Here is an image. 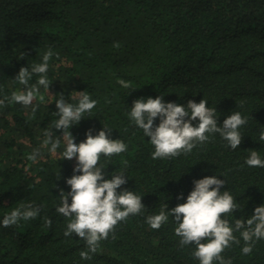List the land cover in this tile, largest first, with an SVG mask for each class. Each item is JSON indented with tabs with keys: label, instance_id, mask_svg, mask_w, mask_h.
Wrapping results in <instances>:
<instances>
[{
	"label": "trees",
	"instance_id": "1",
	"mask_svg": "<svg viewBox=\"0 0 264 264\" xmlns=\"http://www.w3.org/2000/svg\"><path fill=\"white\" fill-rule=\"evenodd\" d=\"M49 48L50 95L40 86L44 102L33 101L37 111L7 100L0 106V222L22 204L41 207L35 219L8 228L0 223V264H199L195 245L180 246L171 217L153 230L146 216L162 204L170 210L184 203L193 181L211 175L224 179L221 190L241 209L226 217L230 222L264 203V168L245 164L250 150L264 159V0H0V99L23 90L14 80L20 67L31 70ZM80 91L97 104L70 127L74 142L89 129L93 135L103 125L112 129L110 138L123 140L127 151L101 157L105 178L123 171L128 180L117 191L142 195L146 208L119 222L89 260L79 255L86 243L64 236L69 220L56 212L60 190L70 191L65 181L75 158L62 159L63 141L55 153L43 145L44 130L58 119L51 95L76 104ZM158 95L182 105L203 98L216 109L218 125L240 112L247 118L241 144L233 150L211 134L187 155L152 159L154 147L129 114L134 100ZM35 148L42 154L33 162L27 156ZM243 246L241 239L222 255L231 264H264V240L250 255Z\"/></svg>",
	"mask_w": 264,
	"mask_h": 264
},
{
	"label": "clouds",
	"instance_id": "2",
	"mask_svg": "<svg viewBox=\"0 0 264 264\" xmlns=\"http://www.w3.org/2000/svg\"><path fill=\"white\" fill-rule=\"evenodd\" d=\"M52 56L53 52L49 48L43 54L42 62L33 64L31 70L27 66L20 67L14 80L24 86L23 90L13 91L10 97L0 99V106L7 100L8 103L14 102L26 109L31 108L34 114L37 106L33 101L39 97L40 102H44L40 86L49 94L51 82L47 73ZM22 58L24 53L20 59ZM33 75H38L39 78L34 84H30ZM118 83L125 89H131L130 82L119 79ZM75 93L78 97L76 104L66 102L62 94H59V98L51 95L57 109L53 114L58 119L50 128L44 130L43 145H50L49 151L55 153L63 141L62 159L75 158L74 174L65 181L70 186V191L65 193L60 190V205L56 212L69 220L64 236L75 234L86 243V250L81 251L79 255L82 259L89 260L92 258L91 254L97 252L100 242L107 240L110 233H114L119 222L125 221L130 215H143L146 208L142 203V195L129 190L117 191L128 180L123 171L109 174L110 178H105V167L100 163L101 157L108 158L127 151L123 140L110 138L112 129L103 125V130L95 135L89 129L85 133L84 141L78 144L74 142V137L69 132L70 127L78 124L85 113L91 114L97 104L86 91ZM130 109V119L154 147V160L187 155L198 144L208 142L211 134H219L227 142V146L235 150L243 138L240 129L247 123V118L235 111L218 125L216 109L209 107L208 101L203 98L199 103L188 100L183 105L175 102L165 103L162 95L155 98H138L133 101ZM157 118L159 123L154 124ZM193 121L198 123L194 126ZM52 129L61 130L62 136L54 135ZM259 139L264 141V131L259 134ZM41 154V149L35 148L27 159L36 162ZM245 164L249 167L264 168V159L258 151L250 150ZM59 178L60 173L57 179ZM193 184V190L187 195L184 203L177 204L170 210H167V203L162 204L158 214L147 215L145 222L151 229L158 230L171 217L176 225L174 232L180 238V246L195 245L192 255L199 264H231L230 260H225L222 253L232 244H240L241 239L244 242L242 254L250 255L256 241L264 240V203L255 207L253 214L247 219L241 217L230 222L226 217L241 209L230 191L221 190L225 186L224 179L211 175L195 180ZM40 211L41 207L31 202L25 203L5 215L0 223L8 228L17 225L21 220L35 219ZM51 224L52 220L45 218V225L51 227ZM237 232L240 239L235 235Z\"/></svg>",
	"mask_w": 264,
	"mask_h": 264
}]
</instances>
